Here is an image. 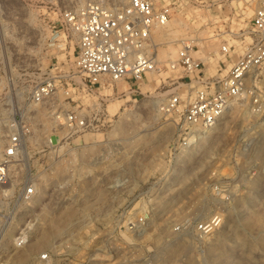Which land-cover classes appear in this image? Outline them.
I'll use <instances>...</instances> for the list:
<instances>
[{"label": "rangeland", "instance_id": "obj_1", "mask_svg": "<svg viewBox=\"0 0 264 264\" xmlns=\"http://www.w3.org/2000/svg\"><path fill=\"white\" fill-rule=\"evenodd\" d=\"M158 2L173 6L170 19L154 32L162 62L175 57L182 41L191 40L197 50L192 55L212 74L221 39L236 45L234 55L249 42L247 36L242 41L234 36L249 29L248 7L237 15L235 3L220 0ZM56 18L37 0H0V153L9 139V123L17 119L24 124L20 152L0 186L3 255L9 254L10 238L21 228H28L32 238L47 218L78 207L26 264L46 249H62L78 264L85 257L90 259L86 264H181L182 255L193 264H264V115L257 119L247 101L237 100L211 128L199 131L198 136L206 135L200 145L195 146L197 136L194 143L174 150L181 135L178 113L163 112L157 100L176 89L172 79L185 76L164 68L140 84L143 94L129 92L123 80L86 93L74 67L73 40L54 32ZM61 73H72L70 104L85 111L96 128L49 146L59 134L52 127L50 102L66 99L59 85L41 102L30 101L29 92L47 76ZM189 86L179 90L184 100ZM257 86L264 97V73ZM30 182L35 192L23 198L20 191ZM84 199L87 208L80 207ZM121 208L143 216V225L130 234L121 227L114 238L108 230ZM216 211L222 222L207 240L197 239L192 229L173 230L185 218L206 219ZM104 214L111 219L106 222ZM71 234L86 241L75 242L78 251L65 243ZM110 243L117 245L112 257Z\"/></svg>", "mask_w": 264, "mask_h": 264}, {"label": "built area", "instance_id": "obj_2", "mask_svg": "<svg viewBox=\"0 0 264 264\" xmlns=\"http://www.w3.org/2000/svg\"><path fill=\"white\" fill-rule=\"evenodd\" d=\"M37 1L44 10L56 13L54 32L72 38L74 67L86 93L123 80L128 84L129 92L143 94L140 84L152 81V74L164 68L178 69L185 76L184 80L181 77L172 79L176 89L157 100V106L163 112L178 113L176 124L181 135L172 145L174 150L194 143L199 131L211 128L237 100L247 101L249 111L257 119L264 115L263 91L257 86L264 73V0H220L222 3H235L233 9L237 15L245 7L251 10L249 29L234 33L235 37H242L241 41L245 36L249 37V42L238 55H234L236 45L226 38L221 39L216 72L212 74L205 71L201 58L192 55L191 40L181 42L173 59L165 62L158 59L154 32L170 19L173 6L169 3L161 4L158 0H82L80 4L68 5L61 4L59 0ZM61 77L66 80L61 81ZM74 82L72 73L53 74L29 92L30 101L41 102L50 99L59 85L66 99L65 103L50 102L52 127L59 130V134L55 143L48 141L49 146L66 140L72 134L96 128L85 111L78 105L70 104ZM183 84L191 88L185 100L179 91ZM9 127V139L0 153V186L8 180L10 162L20 152V134L24 133V124L17 119H13ZM34 192L35 185L30 182L22 188L20 195L27 198ZM115 216L108 230L113 237L121 227L130 234L143 225V216L134 215L124 208L118 210ZM221 222L222 215L216 211L206 219L185 218L174 225L173 230L192 229L197 239L201 236L207 238ZM1 228L0 225V233ZM29 233L28 228H21L14 245L25 244ZM116 246L110 243V257L115 253ZM4 257L0 250V264H7ZM85 258L81 264L90 260ZM31 264L78 263L72 262L62 249L59 252L46 249L39 252Z\"/></svg>", "mask_w": 264, "mask_h": 264}, {"label": "bare ground", "instance_id": "obj_3", "mask_svg": "<svg viewBox=\"0 0 264 264\" xmlns=\"http://www.w3.org/2000/svg\"><path fill=\"white\" fill-rule=\"evenodd\" d=\"M196 51L197 50H194L193 53H195ZM115 108H117V106H115L114 109ZM174 123L172 122L171 125H174ZM170 133H171L170 131L166 132L167 135H169ZM204 137H206V135L204 133L201 136L199 135L198 139L195 143V146L200 145L203 142ZM22 154L25 156V149H24L23 145H22ZM23 159H24L23 161L25 162L26 158L24 157ZM83 184L85 187V183H83ZM89 206H90V204L88 203L87 199H84L80 204L81 208H87ZM77 208L78 207H70L69 209L63 211L56 218H47L46 224L42 227V229L38 233H36L35 236L32 235L33 236V237L31 236L32 238H27L25 244H23L19 247H16L14 245V239H15L16 235H13L10 238L12 249L9 252V254L4 257L7 261V264H26L27 260L29 259L30 254L32 252L37 251L41 247L45 246L46 243L49 242L51 236L60 233L61 229L64 228L67 225V223L72 219ZM198 208L203 209L204 208L203 204H200V206H198ZM106 215L107 214H104V218L107 222V221H109V219H111L110 218L111 216L109 215L107 217ZM224 219H225V216H224ZM87 223L85 225H87ZM85 232H87V231L85 230ZM91 235H92V232H89L87 234V237H91ZM208 238L209 237L206 238V237L201 236L199 239L207 240ZM220 239L221 238L218 239V242L220 241ZM75 242L81 243L83 245L86 244V241L83 240L81 238V236L79 237L76 234H71V236L65 240V243H67V247L69 248L70 251H78V247H77V245H75ZM215 244H217V243L210 244L209 246H212ZM0 250H2L1 244H0ZM182 256H183V258L181 257V259H182L181 264H193V263H190L184 255H182Z\"/></svg>", "mask_w": 264, "mask_h": 264}]
</instances>
